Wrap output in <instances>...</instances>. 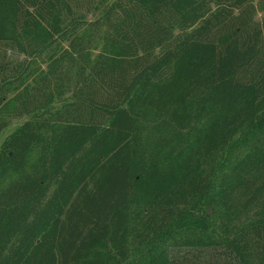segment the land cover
I'll return each mask as SVG.
<instances>
[{"label":"trees","instance_id":"trees-1","mask_svg":"<svg viewBox=\"0 0 264 264\" xmlns=\"http://www.w3.org/2000/svg\"><path fill=\"white\" fill-rule=\"evenodd\" d=\"M7 109L0 264H264V0H0Z\"/></svg>","mask_w":264,"mask_h":264},{"label":"rangeland","instance_id":"rangeland-1","mask_svg":"<svg viewBox=\"0 0 264 264\" xmlns=\"http://www.w3.org/2000/svg\"><path fill=\"white\" fill-rule=\"evenodd\" d=\"M260 14L256 15V19L260 18ZM0 119L4 122H7V126L3 129V131L0 134V144L3 140H5L10 133H12L22 122L28 119V117H23L21 119H15L11 115L10 109L4 110L3 112H0Z\"/></svg>","mask_w":264,"mask_h":264},{"label":"water","instance_id":"water-1","mask_svg":"<svg viewBox=\"0 0 264 264\" xmlns=\"http://www.w3.org/2000/svg\"><path fill=\"white\" fill-rule=\"evenodd\" d=\"M207 213H208V214H211V211L209 210Z\"/></svg>","mask_w":264,"mask_h":264}]
</instances>
